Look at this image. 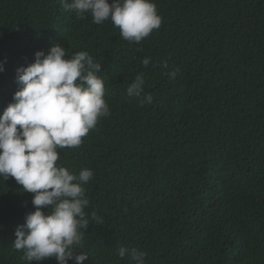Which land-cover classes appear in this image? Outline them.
Returning <instances> with one entry per match:
<instances>
[{
    "label": "trees",
    "instance_id": "16d2710c",
    "mask_svg": "<svg viewBox=\"0 0 264 264\" xmlns=\"http://www.w3.org/2000/svg\"><path fill=\"white\" fill-rule=\"evenodd\" d=\"M153 2L161 27L137 45L61 0H0V115L36 51L88 52L110 114L79 147L58 149L61 166L94 172L74 255L134 264L118 256L123 245L146 252L145 264H264V0ZM140 73L153 96L143 107L126 94ZM32 196L0 177V264H25L12 240Z\"/></svg>",
    "mask_w": 264,
    "mask_h": 264
},
{
    "label": "clouds",
    "instance_id": "9594fccd",
    "mask_svg": "<svg viewBox=\"0 0 264 264\" xmlns=\"http://www.w3.org/2000/svg\"><path fill=\"white\" fill-rule=\"evenodd\" d=\"M61 3L80 19L91 14L96 25L110 21L121 38L137 45L162 24L153 0ZM150 62L148 57L142 60L144 66ZM100 68L88 52L69 57L65 47L57 43L47 53L36 51L34 62L16 69L19 88L0 115V177L3 182L14 178L23 191L33 194L34 211L25 215L12 240L13 248L22 251L25 264L50 257L57 264L70 260L83 264L88 258L84 251L74 255V249H81L90 223L85 212L90 200L84 186L94 172L84 168L75 174L57 161L58 149L79 147L99 119L110 114L104 99L105 84L98 75ZM167 75L172 79L176 72ZM144 82V74H137L126 89L127 96L137 98L140 107L153 101L151 94H143ZM92 218L98 219L95 213ZM117 252L134 264L146 262L147 253L136 247L121 245Z\"/></svg>",
    "mask_w": 264,
    "mask_h": 264
}]
</instances>
